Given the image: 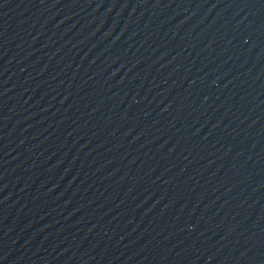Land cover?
<instances>
[{"label":"water","instance_id":"95a60500","mask_svg":"<svg viewBox=\"0 0 264 264\" xmlns=\"http://www.w3.org/2000/svg\"><path fill=\"white\" fill-rule=\"evenodd\" d=\"M0 264H264V0H0Z\"/></svg>","mask_w":264,"mask_h":264}]
</instances>
